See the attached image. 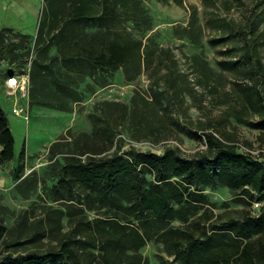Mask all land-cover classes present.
<instances>
[{
    "label": "rangeland",
    "instance_id": "374dc122",
    "mask_svg": "<svg viewBox=\"0 0 264 264\" xmlns=\"http://www.w3.org/2000/svg\"><path fill=\"white\" fill-rule=\"evenodd\" d=\"M72 5L50 13L46 0H0V109L14 137L0 165V264L62 243L75 257L57 264H236L246 248L262 261L263 229L237 234L227 221L257 216L264 188L217 153L242 145L264 169V0H116L110 29L63 21ZM125 33L142 40L140 61L96 67L91 52ZM11 74L26 78L19 100ZM208 133L224 146L209 148ZM151 152L165 157L160 181ZM117 158L126 171L113 190L80 179L79 161ZM156 183L169 197L162 212L133 191Z\"/></svg>",
    "mask_w": 264,
    "mask_h": 264
},
{
    "label": "trees",
    "instance_id": "16d2710c",
    "mask_svg": "<svg viewBox=\"0 0 264 264\" xmlns=\"http://www.w3.org/2000/svg\"><path fill=\"white\" fill-rule=\"evenodd\" d=\"M65 0H46L48 3V10L50 13L56 12L58 7ZM180 3L181 0H175ZM73 5L62 17V20L68 19H99L105 22L117 20L120 16V12L117 9L116 0H72ZM105 29H110L108 24H105ZM11 30V29H8ZM118 35L110 39H104V43L101 46L99 52H91L94 65L99 68L116 69L121 66H126L129 63L140 61V47L142 40L133 37L129 33H125L124 36ZM85 48V47H84ZM255 63L260 66V61L256 60ZM208 147L212 148L215 139L216 142L222 147L224 144L217 140L213 134L208 133ZM0 165L10 161L14 157V137L8 126L7 119L0 109ZM228 148L221 149L217 153V159L222 165H230L234 159L239 165L247 168V173L241 176L243 183H249L254 190H261L264 188V169L260 172L259 165L262 162L261 158L245 154L243 152L236 151L237 147L234 145H228ZM235 149V150H234ZM21 152L20 157H23ZM176 162H181L179 159H175ZM165 162L164 155H160L151 152L146 157V163L150 169L155 172V177L158 181L164 179L163 166ZM78 173L80 179L87 183H94L95 181L102 182V188L104 192H109L114 189L117 178L126 171L123 158H117L109 160L101 164H95L93 162L78 163ZM136 200L140 205H148L151 201L153 205L158 207L162 212L167 208L169 197L159 183L153 184L147 195L143 194L140 187L133 189ZM227 224L232 225L237 234L248 235L251 231H257V229H263L264 233V209H262L257 216L248 214L241 223H237L235 220L227 221ZM264 243V242H263ZM199 239L189 235V242L187 248L195 250L199 247ZM239 258L236 259V264H264V244L262 246L263 260L259 261L256 255L253 253V249L246 248L239 253ZM62 257L74 258L75 254L73 250L66 243H62L61 248L57 252H48L34 257H20L13 258L7 264H57V261ZM230 257H222L221 264H229Z\"/></svg>",
    "mask_w": 264,
    "mask_h": 264
},
{
    "label": "built area",
    "instance_id": "2783aa9c",
    "mask_svg": "<svg viewBox=\"0 0 264 264\" xmlns=\"http://www.w3.org/2000/svg\"><path fill=\"white\" fill-rule=\"evenodd\" d=\"M26 78L23 76H18L15 74H11L5 79V85L11 89V93L15 95L16 99L19 100V97H24L26 94ZM11 111L16 115H24V107L19 104V102H15L11 108ZM241 152L245 154H249L253 156L255 151L252 149L246 148L242 145L236 146Z\"/></svg>",
    "mask_w": 264,
    "mask_h": 264
},
{
    "label": "crops",
    "instance_id": "0c3cea01",
    "mask_svg": "<svg viewBox=\"0 0 264 264\" xmlns=\"http://www.w3.org/2000/svg\"><path fill=\"white\" fill-rule=\"evenodd\" d=\"M0 151H1V146H0Z\"/></svg>",
    "mask_w": 264,
    "mask_h": 264
}]
</instances>
